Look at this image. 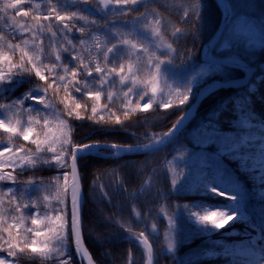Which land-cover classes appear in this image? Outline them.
<instances>
[{"label": "trees", "instance_id": "16d2710c", "mask_svg": "<svg viewBox=\"0 0 264 264\" xmlns=\"http://www.w3.org/2000/svg\"><path fill=\"white\" fill-rule=\"evenodd\" d=\"M84 1L85 8L90 10V2ZM171 1L174 6L203 5L204 15L200 18L170 15L181 32L180 36L169 38L178 52L171 61L173 67L182 70V66H198L203 61L204 47L222 23L223 12L216 0ZM257 3L264 12V0ZM161 11L165 13L164 9ZM27 12L30 20L16 12L12 0H0V38L4 40L0 52H12V63L20 64L23 60L30 71L14 72L8 80L0 81V105L22 101V107L30 109L33 115L68 123L67 140L61 145L65 160L57 163L51 153H41L38 157L42 160L37 159L35 165L5 166L0 172L11 173L15 183L0 182V195L10 188L21 205H29L24 209L27 226H31L32 215L58 212L56 219L66 238L58 241L56 255L69 258L70 264H84L71 231L69 186L73 148L97 143H151L153 136L168 133L178 123L204 86L215 80L243 79L245 74L238 69L210 70L203 84L194 86L191 96L177 97L164 105L154 106L146 96L148 89L134 102L128 101L120 86L115 99L110 100V92L102 90L95 80L96 73L87 75L90 69L99 72L105 68L100 66L101 60L94 59L95 51L85 27L76 41L77 47L63 41L67 47L61 68L67 74L54 72L58 65L54 59L46 64V74H37L25 50L37 45L32 29L39 23L31 11ZM40 25L45 27L47 23ZM214 53L222 58L239 56L248 62L256 70L254 90L248 85L213 94L205 100L191 126L162 151L119 159L81 160L86 197L84 232L97 264H146L144 244L152 250L153 264H264V48L250 51L241 46L229 47L222 41ZM159 57L163 62L168 58ZM127 59L124 56L108 67L127 65ZM0 67L7 68L3 64ZM76 70L80 72L78 79L72 75ZM198 71L195 68L189 75L196 76ZM89 93H96L95 98L88 99ZM71 97L84 105L79 110L82 118L72 114L78 105L73 104L71 111L65 106V100ZM115 119L121 122L107 121ZM10 145L34 150L22 137L0 130V147ZM180 156L192 160L191 163L174 167L172 161ZM59 180L65 184L61 193L63 203L57 204L55 199L45 202V196L55 195ZM229 186L238 188L242 196L228 193ZM4 199L0 212L11 224L19 213L9 212L14 205L7 203V197ZM239 201L244 204L241 213ZM208 211L209 223L200 222L194 215ZM152 226L158 228V234L152 232ZM172 226L176 234L174 247L169 249L167 235ZM96 239L109 241L99 244ZM0 258L13 259L6 251L0 252ZM18 259V264H42L39 257L31 258V254ZM46 264L67 262L53 259Z\"/></svg>", "mask_w": 264, "mask_h": 264}, {"label": "rangeland", "instance_id": "374dc122", "mask_svg": "<svg viewBox=\"0 0 264 264\" xmlns=\"http://www.w3.org/2000/svg\"><path fill=\"white\" fill-rule=\"evenodd\" d=\"M232 8V20L230 22V26L228 32L225 36V43L229 47L233 46H241L245 47L250 51H254L255 49H262L264 48V13L260 14L259 5L257 0H229ZM25 3H31L32 0H24ZM35 5H38L37 8L41 9L46 7L45 0H34ZM74 2V1H73ZM131 0H121V4L123 5L126 3L129 5ZM141 6V3L138 5ZM65 5H61L59 8L61 10H66L69 6L65 7ZM49 8V7H48ZM178 9L181 12H188L191 8H189L186 4L178 5ZM125 14L124 11L120 13H115L114 16L117 17L123 16ZM253 14H259L258 17H250ZM159 19L161 20V24L159 26L152 25L153 27H159L162 29L161 36L158 37L154 35L151 31L148 22L151 20ZM92 26H97L93 20L88 21L87 28H91ZM98 35L97 37H93L90 39L89 43L92 46L93 50L95 51L93 56L95 55L94 59L101 60L100 66L107 70L110 63H118L120 59L124 56H127V61L131 60L134 65L139 66V71L136 72V68L134 67L133 71L136 72V76H128V79L132 81V83H124L122 84L121 79L119 78L118 74L115 71L108 72L106 71L105 74L101 77L98 74H95V80L99 82L100 87L102 90H108L110 92V100L115 99L116 97V89L120 86V89L123 91L124 97L128 101L134 102L137 96L141 95L145 92L144 89H148L149 92L146 93V96L152 100L153 105H164L169 103L171 100L177 97H188L191 96L193 93V88L196 84H203L208 74V66L203 65V63L199 64L200 69L199 73L196 76H191L189 73L195 71L194 65H186L182 66V70L176 69L173 67L171 61L175 59L178 52L173 47L172 42L169 40V35L178 37L181 35V32H178L176 26L171 23L165 22V20L161 17V15L157 14L156 12H151L143 17H139L137 20L132 22H123L121 20L115 19L112 22L104 25L101 29L96 32ZM166 33H168L166 35ZM131 39L135 41L137 44L143 45L145 48L149 50V53H155L158 56H167V60L165 62H160V72L159 76L160 79L157 82V87L153 88L151 83L148 81L150 79L149 73L155 74V69L152 67L147 61V55L141 53L137 56V52L133 50L129 45L123 44L121 41L123 39ZM53 46L57 47L58 42L53 41ZM102 43V48L99 47V44ZM41 44V41H40ZM38 45V47H34L32 49L34 53L30 56L31 60L35 64V67L39 69V71H45V65L43 57L42 46ZM112 47L111 53L107 57V48L110 50ZM57 54L60 51L57 49L55 50ZM99 52V53H98ZM98 53V55H97ZM238 57V56H236ZM103 60V61H102ZM0 62L3 63V57L0 55ZM104 62V65H103ZM55 73L60 74L64 72L67 74L68 72L63 69L59 68V66L54 71ZM127 76V73H126ZM214 78V76H213ZM138 80V83L136 82ZM139 81H143V83H139ZM164 86V87H163ZM162 87V88H161ZM114 88V89H113ZM113 89V90H112ZM14 106V105H13ZM12 111H22L23 115L21 117L23 121V126L27 127V118L28 113L33 115V112L30 109H26L21 106V108H14ZM11 116V112H8L6 108H2L0 110V119H7ZM58 119V117H57ZM60 121V120H59ZM37 131H40V126H35ZM66 133L64 134L65 138L64 141L67 140V128L65 129ZM164 134L153 136L152 141H156L163 137ZM97 144H107V143H97ZM65 145V142L62 143ZM3 147V146H2ZM6 158V157H5ZM37 159L42 160V157H38ZM192 160L186 159L183 156L178 157L172 161L174 167H177L181 164H190ZM34 164L31 165H35ZM31 165H26L31 166ZM16 166H20L17 164ZM227 192L232 194H236L237 196H241V193L233 187H228ZM244 209V204L240 205V212ZM152 232L154 234H158V228L152 226ZM175 229L170 227L167 235V242L169 244V249H173L174 247V238H175ZM85 235V232H84ZM86 239V238H85ZM109 239L105 240H98L96 239L95 242L102 244L108 242ZM87 243V242H86ZM88 245V244H87ZM171 246V247H170ZM89 248V246H88ZM143 255L145 256L146 264H153V259L151 257V252L147 248L146 245L143 247ZM92 253V252H91Z\"/></svg>", "mask_w": 264, "mask_h": 264}, {"label": "snow or ice", "instance_id": "6c2138e0", "mask_svg": "<svg viewBox=\"0 0 264 264\" xmlns=\"http://www.w3.org/2000/svg\"><path fill=\"white\" fill-rule=\"evenodd\" d=\"M132 3H137V0H132ZM103 4L108 7L110 5L109 0H103ZM114 5L117 7L127 6L126 3L122 5L121 0H115ZM53 18L59 22H65V27H67V22L72 21L74 18L84 19L83 16H78V14L75 12L61 13L56 7H51L49 9V14L43 16L42 19L44 21H48L52 20ZM37 19L40 20L41 17L38 16ZM160 24L161 20L155 19L149 21L148 25L146 26H150L152 33L160 37L162 29L152 26H159ZM80 31L82 32L83 29H81ZM42 42L43 41H41V43ZM121 42L125 45H129L133 50H135L137 52V56H139L141 53L147 55L148 63L155 69V74L151 72L149 73L150 79L148 81L151 83V86L153 88L159 90L157 87V82L160 79L159 72L161 57H159L155 53H149V50L147 48H145L143 45L137 44L131 39L125 38ZM99 47L102 48V43L99 44ZM112 50V47L110 50L108 48L105 50L107 51V57ZM11 53L12 52L6 53L5 51L0 52V54L6 57L3 64H7V68L0 67V81L5 80L14 72H19L21 70L30 72L29 68L25 67V63L23 60H21L20 64L12 63ZM28 55L29 57L31 56L30 53ZM73 59L76 60L75 55H73ZM96 66L99 67V64L97 63ZM134 67L136 68V72H138L139 66L134 65L132 61L129 60L127 62V65L125 63H121L118 67H114V69L112 66H110L107 70L101 68L99 72L90 69L87 75L90 76L93 72H95L102 77L106 71L111 72L114 70L121 79L122 84L126 82L131 84L132 81L128 79V76H136V72L133 71ZM72 75H74L78 79L80 75L79 70H76ZM136 82L138 83V80ZM139 83H143V81H139ZM100 95L102 97V93ZM95 96L96 93L87 94V97L90 100L94 99ZM42 98L44 99V97ZM42 98H39L40 103H42ZM16 102L17 103L14 106L8 104L0 105V108H6L8 112H11V116H9L7 119H0V130L9 133L12 136L22 137L23 141L28 142L30 145L34 146V150L22 145L0 147V169H3L5 166L15 167L17 164H19L21 168L26 165L34 164L36 162L38 154L41 153H51L52 159L57 163L64 161L65 157L61 154V145L64 142V134L66 133L65 129L68 128V123H62L54 119L39 117L37 115L28 113L26 122L27 127H24L23 121L21 119L23 115L22 111H12L14 108H21V106H23L22 101ZM69 104H71V107L68 106ZM73 104L78 105V107L75 108L77 111L72 114L77 118H82L80 117L79 110L82 109L84 105L78 102L74 97L65 100V106L69 108L70 111L72 110ZM107 121L113 123L121 122L118 119ZM34 125L40 126L41 130L37 131V128L34 127ZM73 168H76L75 164H73ZM3 181H11L12 183H15V177L12 176L11 173L4 174L3 172H0V182ZM173 183H175V180L173 181ZM64 188V181L62 184L61 180L56 182L55 195L51 197L45 196V202L49 201L50 199H55L57 204H62L63 200L61 198V193H63ZM78 190L79 185L77 186V184L74 182V206L76 205ZM5 197H7V203L9 205H14L13 208L9 209V212L14 211L16 213H19V215L13 217L12 223L9 224L7 219L5 218L4 213L0 212V252L6 251L7 255L13 258L11 261L0 258V264H18V258L20 256L27 257L28 254H31V258L39 257L42 261V264H46L48 260L53 259H57L62 262L66 261L67 264H70L69 258L65 257L64 255L60 257L56 255V252L59 250L56 246L58 244V241L66 238L64 230H62L59 226L60 222L56 219L58 212L53 211L52 213L47 214L40 213L32 215L30 220L31 226H27L24 209L29 205H21L20 199L13 193V190L10 188L4 190L2 195H0V205H3L5 203ZM32 206L35 207V202H33ZM209 212L211 211L205 212L203 215L199 213H194V215L197 216V219L200 222L209 223V221L206 219ZM217 214L227 215V213ZM14 229L15 233L13 231Z\"/></svg>", "mask_w": 264, "mask_h": 264}, {"label": "water", "instance_id": "95a60500", "mask_svg": "<svg viewBox=\"0 0 264 264\" xmlns=\"http://www.w3.org/2000/svg\"><path fill=\"white\" fill-rule=\"evenodd\" d=\"M224 11L223 22L218 29L215 36L205 46L204 58L205 63L215 65L217 68H235L243 70L246 73V77L243 80H232L227 82L214 81L205 88H203L198 96L197 101L192 105L184 116L180 119L179 123L162 139L148 145L141 146H122L117 144H88L84 146H77L73 149V157L71 160V172L72 177L70 181V200L72 210V226L75 237V245L79 252V255L84 260L85 264H97L94 256L92 255L88 245L86 243L84 235V206L86 203L85 191L82 182V176L80 172V161L85 157L100 156L103 152H113L117 157H134L144 156L153 153H157L169 147L197 118L198 113L203 105V102L212 94L223 90L235 87H243L249 84L252 80L255 70L247 62L241 58H214V50L218 47L222 41L224 34L230 24L232 18V9L229 0H217ZM109 6L104 4V11L108 13L114 8L113 0H109ZM121 6L117 7L120 9ZM73 164L76 168H73ZM79 185L77 192V199L80 202V219L76 220L74 212V195H73V183Z\"/></svg>", "mask_w": 264, "mask_h": 264}, {"label": "flooded vegetation", "instance_id": "af4514ba", "mask_svg": "<svg viewBox=\"0 0 264 264\" xmlns=\"http://www.w3.org/2000/svg\"><path fill=\"white\" fill-rule=\"evenodd\" d=\"M46 3L50 4V5H56L58 6L60 4V2L62 0H45ZM96 1L97 6H94V12L96 15V18H100L101 20H105L106 22H109L111 19H113L114 14L116 11L110 12L109 14H104L103 11V7H102V1L103 0H94ZM157 3L155 2H150V3H142L141 7L139 8L138 14L142 15V17L148 13L151 12H156L157 14L161 13V12H157L159 11V9H157ZM123 10H125V12L127 13L128 17H132L136 14H134V11L132 9V7L130 5L127 6H123ZM161 15V14H160ZM74 21H69V23H67V25H73ZM79 27L76 25L73 27V31H71V35L73 36V38H76V36L79 34Z\"/></svg>", "mask_w": 264, "mask_h": 264}, {"label": "bare ground", "instance_id": "6f19581e", "mask_svg": "<svg viewBox=\"0 0 264 264\" xmlns=\"http://www.w3.org/2000/svg\"><path fill=\"white\" fill-rule=\"evenodd\" d=\"M74 203V201H73ZM74 212L76 216V220L79 221L80 219V202L78 199H76V205L74 206Z\"/></svg>", "mask_w": 264, "mask_h": 264}]
</instances>
